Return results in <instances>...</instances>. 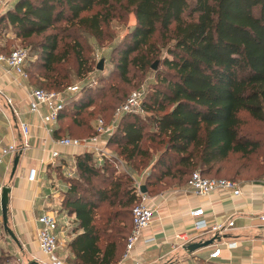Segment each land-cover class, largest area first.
<instances>
[{"label": "trees", "instance_id": "trees-1", "mask_svg": "<svg viewBox=\"0 0 264 264\" xmlns=\"http://www.w3.org/2000/svg\"><path fill=\"white\" fill-rule=\"evenodd\" d=\"M130 13L135 26L116 61L123 82L131 68L143 71L156 57L157 34L173 42L163 59L169 73L143 101L144 116H123L107 140L134 172L149 167L144 193L171 180L182 187L196 169L211 177L231 155L257 152L242 133L241 115L264 124V0H16L0 15V37L8 29L22 42L41 38L30 44L40 72L35 79L48 91L67 89L71 76L92 71L82 35L100 41L106 24ZM70 57L75 74L64 67ZM91 94L86 90L72 105L75 114L90 107ZM67 119L64 108L56 139L64 137L60 125ZM111 162L97 165L91 153L75 158L77 176L62 201V211L74 217L67 245L72 264H117L124 254L141 198L131 175H118ZM244 171L227 175L246 182Z\"/></svg>", "mask_w": 264, "mask_h": 264}, {"label": "crops", "instance_id": "crops-1", "mask_svg": "<svg viewBox=\"0 0 264 264\" xmlns=\"http://www.w3.org/2000/svg\"><path fill=\"white\" fill-rule=\"evenodd\" d=\"M15 1L8 0L6 9ZM29 90L25 80L17 79L0 65V91L3 93V96L0 95V147L12 144L19 146L20 122H28L31 125L30 149L22 155L5 158L4 163L0 165V196L3 189H8V226L17 242L11 240L20 251L23 246L32 258L44 260L38 251L37 218L44 213H50L56 217L58 236L62 242L58 254L72 264V255L67 245L73 235L69 233L70 238L66 228L74 225V217L62 211L65 190L55 185L50 166L58 163V168L73 165L75 169V158L87 151L82 147L58 149L54 145L58 124L54 123L50 131L39 126L36 117L28 111ZM3 98L11 101V107L5 108L2 105ZM54 149L59 150L60 155L51 161L50 151ZM17 156L18 162L14 170ZM31 168L37 170V181L33 183L27 180ZM143 175L146 176L147 173L135 177L131 174V177L142 186L145 179ZM237 183L241 187V195L237 198L224 191H216L203 197L196 196L187 185L174 186L154 195H151V192L145 193L147 204L156 210L155 218L150 226L142 231L133 257L123 262L120 260L117 264H264V220H261V217H264V180ZM200 207L204 209L205 219L210 223L233 221V227L217 237L192 234L194 219L189 213L192 209ZM182 233L196 236L190 244L203 243L212 238L215 240L212 245L193 253L187 252L186 246H175V249H172V244L180 243L176 240V235ZM225 242H236L237 247L227 249L223 245ZM216 246H221L220 257L210 260L209 255Z\"/></svg>", "mask_w": 264, "mask_h": 264}, {"label": "rangeland", "instance_id": "rangeland-1", "mask_svg": "<svg viewBox=\"0 0 264 264\" xmlns=\"http://www.w3.org/2000/svg\"><path fill=\"white\" fill-rule=\"evenodd\" d=\"M5 11V9L0 10V15ZM135 22V16L132 13L127 15L124 19H122V17L113 19L104 26V38L100 41L96 40L89 34L82 35L84 49L83 59L89 63L92 67V71L83 78H76L74 75L71 76L69 87L75 85L80 87V91L76 94L67 96L64 94V88L52 90L63 93L65 98V113L69 119L62 122L60 125L66 129V132L62 136L75 139H85L90 137L95 120L103 117L106 119L107 123H110L112 120L113 109L123 103L131 92L141 91L143 101H146L148 94L153 92V90L158 89L161 85V79L165 78L169 73L163 66V59L167 57V49L173 45V42L170 40L169 35H166V37L162 39V37L157 34L154 38L157 45L156 57L150 60L148 67L143 71L131 68L128 75V81L123 82L120 79L116 70L118 51L122 50L124 43L128 39V35L135 26ZM39 39L41 38L22 42L16 40L8 29L3 30L0 37V51L2 53L4 51L8 53L17 48L27 50L28 56L25 64L27 78L25 79V82L28 86V90L30 88L50 90L47 87L40 86L39 81L35 79L36 75L40 74V72L36 68V65L32 64L35 62V57L32 56V47L30 44L36 43ZM155 63L156 68L152 69V65ZM99 64L102 65L101 71L97 70ZM64 67L65 70L75 74L77 66L72 57H70L68 62L64 64ZM88 89L92 93L90 107L75 114L74 111H72V105L77 103L81 97H84V93ZM102 90L104 92H102ZM90 97H87V99ZM1 103L5 108L10 107L5 98L2 99ZM142 116L144 115L142 114ZM241 116L243 119L241 124L243 135L249 138L253 143H256L257 147L259 146V150L245 158L239 154L231 155L227 161L217 166V168L219 167V172L223 171L221 175L219 172H212L208 175L230 180L231 177L227 174L231 175L239 168H244L245 171L243 172V178L248 181H262L264 180V166L262 165L264 157V124L253 121L245 113ZM158 150L160 151V149ZM106 152L107 154L104 155L102 159L95 158V163L97 165H99V163L103 164L105 160H108L109 162L112 160L111 163L114 164L118 175L129 173L135 177L136 175L141 176L142 174L149 172V167L134 172L130 167H127L126 162L122 161L114 150L107 148ZM151 155L153 160L155 158V151H153ZM113 156L114 158H112ZM57 164L58 163L50 166V172L55 177V185H59L58 187H60V189L66 191L69 179L72 180L75 178L77 173L73 165L62 169H56ZM193 172L200 171L196 169L193 170ZM261 177L263 178L261 179ZM186 180L187 178H184L183 182ZM175 184H178L177 181L171 180L167 185H158L152 190L151 195L165 191L168 188L173 187ZM58 189L59 188H57V190ZM71 227L73 226H67L66 228L68 229L66 231L68 235H70ZM36 260L37 258H32L28 255L27 250H25L23 246L22 251H20V248L17 247L11 238L4 232L0 211V264H32L33 262H36ZM203 264L208 263L204 262Z\"/></svg>", "mask_w": 264, "mask_h": 264}, {"label": "built area", "instance_id": "built-area-1", "mask_svg": "<svg viewBox=\"0 0 264 264\" xmlns=\"http://www.w3.org/2000/svg\"><path fill=\"white\" fill-rule=\"evenodd\" d=\"M8 7V0H0V10ZM28 53L26 49L17 48L8 53H0V65L6 68L17 79L25 80V64ZM80 91L78 85L65 89V95L76 94ZM0 95L3 96L2 91ZM11 107V101L5 98ZM142 93L141 91L132 92L128 98L120 104L112 115L110 123H105L102 118L95 120L94 133L85 139H75L70 137H62L54 140V145L59 148H84L87 153H91L95 158L102 159L107 154L106 139H108L116 131L117 125L121 118L125 115L142 114ZM27 107L29 113L34 115L40 127L50 131V127L56 123L58 116L65 108V98L63 93L48 91L43 89L31 88L28 92ZM19 129L21 133L20 145H6L0 147V165L4 163L5 158L13 155H22L30 149L31 125L28 122H20ZM60 155L59 150L50 151V159L54 161ZM27 180L30 183L37 181V170L29 169ZM140 202L136 204L131 212L132 228L126 240V246L121 261H127L133 257L137 243L140 241L141 233L146 229L155 218V209L152 205L147 204L146 194L140 192L141 185L134 181ZM187 187L196 196H208L216 191H224L231 197L237 198L241 195L240 185L233 180L217 177H204L200 172H193L187 181ZM190 216L194 219L191 233L198 236L212 235L220 236L234 225L233 221L227 223H210L205 219V211L203 208H195L190 211ZM264 220V217H261ZM39 229L37 232L38 251L44 260L37 259L39 264H70L62 259L58 250L62 246L60 237L58 236V222L56 217L50 213H44L37 218ZM190 233V234H191ZM189 233L176 235V240L180 243L172 244V249L176 247L184 248L195 240L196 236ZM224 247L234 249L237 247L236 242H225ZM221 246H216L209 255L210 260L220 257Z\"/></svg>", "mask_w": 264, "mask_h": 264}, {"label": "water", "instance_id": "water-1", "mask_svg": "<svg viewBox=\"0 0 264 264\" xmlns=\"http://www.w3.org/2000/svg\"><path fill=\"white\" fill-rule=\"evenodd\" d=\"M155 68H156V63L152 65V69H155ZM97 70L98 71L102 70L101 64L98 65ZM17 162H18V156L15 158V161H14V170L16 168ZM140 192L142 194H145L144 190H142V189H140ZM8 193H9L8 189H3L1 192V196H0V210H1V218H2V223H3V230L14 242H17V239H16L14 233L8 227V217H7ZM214 240H215V238H212L211 240L203 242V243L190 244V245L185 247V250L187 252L193 253L199 249H203V248H206V247L212 245ZM33 264H39V263L33 262Z\"/></svg>", "mask_w": 264, "mask_h": 264}]
</instances>
